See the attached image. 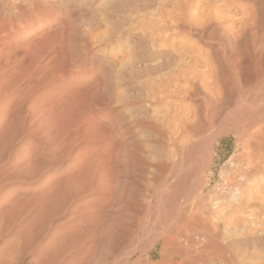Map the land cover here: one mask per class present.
<instances>
[{
  "label": "bare ground",
  "instance_id": "obj_1",
  "mask_svg": "<svg viewBox=\"0 0 264 264\" xmlns=\"http://www.w3.org/2000/svg\"><path fill=\"white\" fill-rule=\"evenodd\" d=\"M92 2L0 0V264H193L195 249L205 253L206 240L216 241L209 238L213 206L228 203L226 195L215 203L210 196L213 204L207 195L196 201L206 149L225 125L264 140V0H207L200 17L187 13L194 30L208 27L198 36L209 51L202 68V61L188 60L194 66H181L182 75L173 73L177 65L168 66L182 58L175 48H149L144 26L134 30L144 38L128 29V0L104 2L102 16L117 20L111 33L102 27L105 37L97 35ZM81 15L82 27L76 24ZM237 159L227 162L235 167L245 160ZM239 178L235 192L244 186Z\"/></svg>",
  "mask_w": 264,
  "mask_h": 264
},
{
  "label": "rangeland",
  "instance_id": "obj_2",
  "mask_svg": "<svg viewBox=\"0 0 264 264\" xmlns=\"http://www.w3.org/2000/svg\"><path fill=\"white\" fill-rule=\"evenodd\" d=\"M97 0H93V2H92V6H91V9L93 10V12H95V18H97V19H95L97 22H98V20H99V22H98V26L97 27H101V29H98L97 31H99L98 32V34L97 35H100L101 33L104 35V37L105 36H107L109 33H111V32H113L115 29L117 30V28H115L116 26H113V25H115V22L117 21L116 19H118V18H116V19H114V20H116V21H114V23L113 22H111V21H113V19L110 21V19H105V17L104 16H102V14H104L105 16H106V13H107V9H105L107 6H108V3H109V0H107V1H104V2H106L107 3V6H105L106 4L104 3V2H101L100 0V3L101 4H99L100 6H99V8H104L105 10H106V12H105V10L102 8V9H100L99 10V8H97L98 6H97V4L99 3V2H96ZM120 1V0H119ZM119 1H117L116 0V3L118 2V3H120ZM131 1V0H130ZM129 0H128V8H130V6H131V8L130 9H132L134 12H136V13H138V14H136V13H134L132 10L130 11V12H132L131 14L133 15V13L135 14L134 16L136 17H134V16H131V14H130V12H129V15H130V17H129V19H128V21H127V25H128V29L132 32V34L135 36V37H137V36H140V35H138V32L140 31V32H142V31H144V30H146V31H144V32H142V34L141 35H143V34H146L148 37V40L146 39L145 41L147 42V44L149 45H147L146 44V42H145V44L149 47V48H152L153 49V47L152 46H154V45H156V46H154V49L156 48L157 49V47H158V49H168L167 51H169V52H173V49L175 48V50L174 51H177V52H174L176 55L177 54H179V56H182V58L181 57H178V56H175V60L174 59H171L170 61H168V64L170 63L171 65H168L169 66V69H171L172 70V68L173 69H175L176 68V66L175 65H177V69H175L176 70V72H174L175 70H172L173 71V73H175L176 75H177V70H178V72L180 73L179 75H182V73L184 72H186V71H190V69H191V67L189 68V66H192V63L194 62V64L196 63V61H197V63L200 61H202L201 62V64L202 63H204V64H200V62H199V64L201 65V68L203 67V65H205L206 63V60H205V58H204V56H206L207 54H205V52H207L208 53V45H207V42L205 41V39H204V37L203 36H201V37H199L200 36V34L202 33H204V34H206L207 33V29H208V27H206V28H204L203 27V29H205V30H203V32H202V30L200 29V33H199V31L197 30H194V26H193V24L191 25L190 23V21H191V19H190V16L189 17H187V13H188V15H192V14H194L196 17L197 16H201L202 15V11H203V9L205 8L204 6H207V0H205L206 1V3H205V1L204 0H198V3H197V0H136L137 1V3L139 2V4H140V2H142V6L141 7H143V4H146V5H144V9H142L140 6H138L139 4H137V3H135V1L133 0V2H130ZM197 3L196 5H194L195 4V2ZM199 1H200V3L201 4H199ZM202 2H203V4H202ZM104 3V4H103ZM115 3V4H116ZM132 3H134V5L132 4ZM102 4H103V6H102ZM137 4V5H136ZM199 4V6H197ZM96 5V6H95ZM95 6V7H94ZM105 6V7H104ZM137 6V7H136ZM145 6H147L146 7V10H145ZM94 7V8H93ZM135 7V8H134ZM139 7V8H138ZM185 7H187V8H185ZM198 7H200V8H198ZM201 7H202V9H201ZM137 8H138V10H140L139 12L137 11ZM182 8V9H181ZM195 8V9H194ZM196 8H198V9H196ZM94 9L96 10V11H94ZM135 9V10H134ZM171 9V10H170ZM199 9H201V10H199ZM177 10V11H176ZM99 11V12H98ZM141 11H143V12H145V15L144 14H142L141 15V13H143V12H141ZM156 11V12H155ZM175 11V12H174ZM181 11H182V13H181ZM197 11H198V13L199 12H201V13H199V14H201V15H197ZM101 12H104V13H101ZM186 13V15H185V13ZM192 13V14H190V13ZM97 13V14H96ZM99 13V14H98ZM101 13V14H100ZM178 13V14H177ZM181 13V14H180ZM140 14V15H139ZM184 14V15H183ZM98 15V16H97ZM99 15H100V18H99ZM169 15V16H168ZM180 15V17H181V19H182V16L183 17H185V18H183V20H181V19H178V18H175V16H179ZM194 15L192 16L193 18H194ZM84 15H81V17L79 18V21L78 22H76V24L78 23L79 24V26L80 27H82L83 26V20H86V18H85V16L83 17ZM101 16L104 18L103 19V21L104 22H102V19H101ZM131 17H133V18H131ZM170 17V18H169ZM179 17V18H180ZM84 18V19H83ZM107 18V17H106ZM141 18H143V20L141 19ZM149 18V19H148ZM94 19H93V22H94V24L93 25H97V23H96V21H94ZM101 19V20H100ZM120 19V18H119ZM135 19V20H134ZM139 19V21H137ZM143 21H141V20ZM175 20V22L173 21V20ZM177 19V20H176ZM190 19V20H189ZM82 20V21H81ZM107 20V21H106ZM109 20V21H108ZM167 20V21H166ZM178 20H179V22H178ZM181 20V21H180ZM188 22H187V21ZM193 20V19H192ZM105 21H106V23H105ZM130 21H131V23L133 22V26L130 24ZM135 21L137 22V23H135ZM176 21H177V25L179 24V26L181 27H179L180 28V30H179V28L177 27V25H175L176 24ZM183 21L185 22V24L186 25H183L184 23H183ZM80 22V23H79ZM128 22H129V24H128ZM162 22H163V24H162ZM171 22H172V24H171ZM183 24H182V23ZM190 22V23H189ZM105 23V24H104ZM110 23V24H109ZM112 23V24H111ZM174 23V24H173ZM192 23H194V22H192ZM100 24V25H99ZM140 24V25H139ZM160 24V25H159ZM189 24V25H188ZM106 25H108L107 27V29H109L110 27L112 28V30L110 31V30H107L109 33H107V32H105L106 31ZM110 25V26H109ZM135 25V26H134ZM172 25H173V27L175 26L176 28H173L172 27ZM104 26V28L105 29H103L102 27ZM129 26H131L132 27V29H131V27L129 28ZM144 26V27H143ZM163 26V27H162ZM183 26V27H182ZM184 26L186 27L185 29H184ZM97 27H93V29H92V31L96 28L97 29ZM138 27H140V29L138 28ZM143 27V29H141ZM113 28H114V30H113ZM137 28V29H136ZM192 30H191V29ZM96 29H95V31H96ZM102 29L103 30H105L104 32L102 31ZM173 29H175V30H173ZM177 29H178V31H177ZM182 29V30H181ZM184 29V30H183ZM192 31H190V30ZM196 29V28H195ZM138 31V32H135V31ZM142 30V31H141ZM186 30H188V31H190V32H188V31H186ZM95 31H93V32H95ZM197 32V33H194V32ZM147 32V33H146ZM172 32H175V33H172ZM177 32V33H176ZM100 33V34H99ZM154 33V34H153ZM157 33H158V35H160V36H158L157 35ZM170 33H172V34H170ZM149 34V35H148ZM150 34H152V35H150ZM164 34V36L166 35V37H164V36H162ZM103 35H101V36H103ZM145 35V36H146ZM154 35V36H153ZM155 35H157V37L155 36ZM199 35V36H198ZM144 36V35H143ZM143 36H140V37H142V38H144ZM151 38H150V37ZM162 36V37H161ZM153 37H155L154 39H153ZM196 37V38H195ZM103 38V37H102ZM157 38V39H156ZM165 38V39H164ZM197 38H198V40H199V42H197L198 40H197ZM201 38V39H200ZM149 39H152V40H149ZM163 39V40H162ZM168 39V40H167ZM158 40V41H157ZM170 40H172V41H170ZM194 40H196V41H194ZM135 41H136V39H135ZM156 41V42H155ZM159 41H162V42H160V43H158ZM150 44H149V43ZM197 42V43H196ZM151 43H152V46H151ZM155 43H157V44H155ZM161 46V44H162V46L163 47H160L159 45ZM164 44V45H163ZM170 44V48H169V45ZM197 44V45H196ZM165 45H167V46H165ZM196 47H195V46ZM200 45H202V46H199ZM205 45V46H204ZM180 46V47H179ZM165 47V48H164ZM173 47V48H172ZM192 47L194 48V49H192ZM206 47V48H205ZM172 48V49H171ZM196 48V49H195ZM197 48H199V49H197ZM170 49V50H169ZM172 50V51H171ZM181 50V51H180ZM197 50V51H196ZM178 51H180V53L178 52ZM190 51H191V54H193L192 56L193 57H190ZM192 51H194V52H197V53H192ZM199 51H201V53H199ZM188 53V54H187ZM200 54V55H199ZM197 56V57H195V56ZM201 55H203V56H201ZM177 57H178V59H177ZM195 57V58H194ZM202 57V58H201ZM181 60H180V59ZM185 58V59H184ZM187 59V60H186ZM198 59V60H197ZM202 59V60H201ZM172 60H174V61H172ZM188 60L189 61H191V62H188ZM171 61H172V63H171ZM176 61H178V62H180L181 61V63L182 64H180V63H176ZM184 61H185V63H184ZM175 64H174V63ZM189 63H191V64H189ZM196 63V64H197ZM186 64H187V66H186ZM175 67H174V66ZM184 65V67L186 66L187 67V70H186V68H183V70H181L182 69V67L181 66H183ZM170 66H171V68H170ZM194 66V65H193ZM192 66V67H193ZM179 67H181V68H179ZM170 70V71H171ZM184 70H186V71H184ZM183 71V72H182ZM182 72V73H181ZM172 73V72H171ZM221 131H223V132H221ZM217 134V135H216ZM215 135H216V140H215V142H213V144H211V146H210V148L208 147L206 150V158H208L209 157V159H208V161L206 160V162H207V166L208 167H206L207 168V170H206V172H204L205 174H204V177H203V186L202 187H200L201 188V190L203 191H201L200 190V192H201V196H199V198H197L196 199V201L198 202V200H201L202 199V197H204V196H206L207 195V197H204L205 199H207V202H208V200L212 197L213 199H210L209 200V202L210 203H212L213 204V201H214V203H215V201H217V199H220L221 197H222V195L224 196V195H226V197L225 198H227V202L228 203H225V204H220L219 206H217V208H215L216 207V205L215 206H213L215 209H217L216 211H215V209L213 208V211H215L214 213L216 214L217 212H219V213H217L216 214V216H215V214L213 213V211H211L212 213H211V215H212V217H211V215H210V219H211V221H210V224H213V225H210L209 224V227L212 229V231H211V229H210V237L209 238H213V240H216V241H218L217 242V244L218 245H221V242H222V245H221V247L223 246V247H225V245H226V247L225 248H223L222 247V249H221V247L220 246H217V244L215 243L216 241H213L212 242V239H208V240H206V243H205V245H211V247L213 246L216 250H214V248L213 249H211V247L209 246L208 248L210 249V251H207V250H209L208 248H207V250H205V253H207V252H209V253H212V255L214 254V255H217L218 253H219V250H220V253L217 255L218 256V258H216L214 255V257L213 256H210L209 255V253H207V255L204 253V251H202V249H200V247H199V249H195L196 250V252H197V250H198V252H199V250H200V252L199 253H196L197 254V256H198V261H200V262H198V261H195V262H193V264H196V262H197V264L199 263V264H201L202 262H203V260H204V262H203V264L205 263V264H209L210 262V264H215V263H217V264H219V263H223V264H227L226 262H228V264H237V263H241V264H245V263H247V264H252V263H254V264H263L264 263V260H262L263 262H261V258L262 259H264L263 257H264V240H263V238H264V225L262 224V223H264V219H263V217H264V201H262L263 199H264V191H262L263 190V188L264 187H262L261 185H263L264 183V160H262L261 158H259L258 159V157L259 156H262V158L264 159V152H262V148L264 147V140H263V138L262 137H258V138H255V139H252V135L250 134V133H242V132H237L236 131V129H234V128H232V127H226V125H225V127H223L222 129L220 128L219 129V131H217V133H216ZM243 134H245V135H243ZM246 134L248 135V136H251V137H248V136H246ZM245 136V137H244ZM248 138V139H247ZM262 138V139H261ZM218 139H219V141H218ZM260 140H262L261 142H260ZM251 141V142H250ZM245 142V143H244ZM246 142L248 143V144H246ZM254 142V143H253ZM255 145V144H258L257 146H259V148L255 145L254 146V151L256 150V152H254V153H252V151H253V144ZM248 145H250V146H248ZM262 148H261V147ZM251 147V148H250ZM255 147H257V149L255 148ZM210 149V150H209ZM208 150L210 151V153L208 154ZM257 150L259 151L260 150V152H257ZM243 153V154H242ZM245 153V154H244ZM255 153H256V156H258L257 158L255 157V156H253V155H255ZM260 153V154H259ZM262 153V154H261ZM243 155V157L245 158V160L243 159L242 161H243V163H241L240 161V163L238 162V161H236L235 163H237L236 165H235V167H231L230 165H229V162H227V161H230V160H238L237 158H238V156L240 155V158H243V157H241L242 155ZM251 154H253L252 155V158H251ZM258 154V155H257ZM237 157H236V156ZM235 157V158H234ZM247 157V158H246ZM255 158H256V160H255ZM251 159V160H250ZM261 159V161H262V163H261V161H259ZM247 160V161H246ZM258 160V161H257ZM250 161H251V164H250ZM254 161H255V163H254ZM209 163V164H208ZM234 163V164H235ZM240 165H239V164ZM249 163V164H248ZM252 163H254V165L252 164ZM261 163V164H260ZM246 164V165H245ZM242 165V166H241ZM249 165V166H248ZM251 165V166H250ZM260 165V169L258 170L259 172H261V173H259L256 169H258L259 166ZM237 166H239V167H237ZM248 166V167H247ZM253 166H255V167H253ZM242 167H244V168H242ZM249 167H251V168H249ZM228 168V169H227ZM232 168H234V170L232 169ZM241 168V169H240ZM254 168H256V169H254ZM261 168H262V170L263 171H261ZM236 169H237V171H236ZM239 169V170H238ZM249 169H251L250 170V172H249ZM229 170V171H228ZM232 170V171H231ZM245 174V176H246V178H248V179H246L245 177V179L242 177L243 176V173H239V172H241V171ZM225 171V172H224ZM228 171V172H227ZM246 171H247V174H246ZM254 173H253V172ZM229 172H231V173H229ZM225 173V174H224ZM227 173V174H226ZM236 173V174H235ZM248 173H252V174H250L249 176L250 177H248L247 175H248ZM229 174V175H228ZM238 174H240V175H238ZM256 174V176H254V175ZM224 175H226L225 177H224ZM228 175V176H227ZM233 176H234V178H233ZM231 177H232V179H231ZM240 177V178H239ZM243 179H242V178ZM253 177H256L255 178V180H254V178ZM237 178H239V180H240V182L242 183V184H244V186L242 185L241 186V189L240 190H238V191H236L235 192V189L234 188H238V186H237V183L239 182V181H237L236 179ZM252 178H253V180H252ZM230 179L232 180V181H230ZM229 182H228V181ZM247 180H249L248 182H246L245 183V181H247ZM251 180V181H250ZM258 180V181H257ZM261 181V182H260ZM227 182V183H226ZM235 184H234V183ZM226 183V184H225ZM255 185H254V184ZM221 184H223V185H221ZM227 184H228V186H227ZM248 184V186H246ZM207 185V186H206ZM236 186V187H234V186ZM256 185H258V186H256ZM206 186V187H205ZM225 186V187H224ZM251 186V187H250ZM255 186V187H254ZM261 188H260V187ZM264 186V185H263ZM223 187V188H222ZM231 187V188H230ZM245 187V188H244ZM256 187H259V190H258V188H256ZM230 188V189H229ZM243 188V189H242ZM220 189V190H219ZM221 189H223L222 191H221ZM233 189V190H232ZM245 189H246V191H245ZM249 189V190H248ZM256 189H257V191H256ZM261 189V190H260ZM213 190V191H212ZM219 190V191H218ZM232 190V191H231ZM205 191V192H204ZM206 191H207V193H206ZM219 193H218V192ZM230 191V192H229ZM234 191V192H233ZM241 191H244L243 193L241 192ZM250 191V192H249ZM254 191V192H253ZM257 192V194H256V192ZM262 191V192H261ZM222 192H224V193H222ZM241 192V193H240ZM248 192V193H247ZM211 193V194H210ZM213 193V194H212ZM220 193H222L221 195H219ZM234 193L236 194V195H234ZM238 193V194H237ZM245 193V194H244ZM247 193V194H246ZM262 193V194H261ZM204 194V195H203ZM209 194V195H208ZM234 196V197H231L232 195ZM240 194V195H239ZM256 194V195H255ZM259 194V195H258ZM261 194V195H260ZM237 195H239V196H237ZM211 196V197H210ZM219 196H220V198H219ZM235 196H236V198H235ZM242 196V197H241ZM259 196H263V197H261V199H258V198H260ZM201 197V198H200ZM230 197H231V199H230ZM240 197V198H239ZM243 197H245V198H243ZM256 197H257V199H256ZM216 198V199H215ZM243 198V199H242ZM247 199V200H249V201H245V200ZM258 200V201H256V200ZM213 200V201H212ZM230 200V201H229ZM238 200V201H237ZM242 201V202H239V201ZM244 200V201H243ZM255 200V201H254ZM233 201H235V202H233ZM252 203H251V202ZM261 201V202H260ZM239 204H238V203ZM246 202V203H245ZM230 203V204H229ZM249 204V208H248V204ZM256 203H258V204H256ZM260 203H262V204H260ZM232 204V205H231ZM247 204V206H245ZM258 205V206H256V205ZM228 205V206H227ZM230 205V206H229ZM238 205V206H237ZM240 205H241V207H240ZM242 205H244V206H242ZM254 205H255V207H259L258 209L257 208H255L254 207ZM263 207H262V206ZM226 206L228 207V209L226 208ZM231 206H233L232 208H231ZM235 206H236V208H235ZM252 206V207H251ZM261 206V207H260ZM221 207V208H220ZM243 207V208H242ZM223 208V209H222ZM225 208V209H224ZM229 208H230V211H229ZM235 208V209H234ZM242 208V209H241ZM248 208V209H247ZM254 210H253V209ZM222 209V210H221ZM228 210V212H227V210ZM240 209V210H239ZM245 210V212L247 213H245L244 212V210ZM263 209V210H262ZM224 210V211H223ZM256 210H257V212L258 211H262V212H258L257 214L255 213L256 212ZM220 211H222V213L223 214H221V212ZM227 213H226V212ZM233 211H234V213H233ZM238 213H237V212ZM250 211V212H249ZM224 212H225V214H226V216L227 215H229V214H232V216H228V218L227 219H225L226 218V216L224 215ZM241 212V213H240ZM214 214V215H213ZM221 214V218L222 219H220L219 220V215ZM234 214H237V216L236 215H234ZM240 214H241V216H240ZM251 216H250V215ZM260 214V215H259ZM239 215V216H238ZM244 215H246V216H244ZM247 215H248V218H247ZM225 216V217H224ZM244 218H243V217ZM250 216V217H249ZM256 216V217H255ZM216 217V218H215ZM218 217V218H217ZM243 219H245V220H242V218ZM252 217V218H251ZM254 217V218H253ZM258 217V218H257ZM259 217H260V219H259ZM215 218V219H214ZM230 218V219H229ZM225 219V220H224ZM239 219H240V221L242 220V223L239 221ZM248 219H249V221H248ZM252 220V222H251V220ZM253 219H256V220H253ZM257 219H259V220H257ZM221 220H223V221H221ZM230 220V221H229ZM235 220H237L239 223H240V225L241 224H243L244 222L245 223H247L246 225L248 226V225H250V223H252V225H250L249 227H246V225H245V223L243 224V225H245L244 227L242 226V228H243V230H241V226L239 225V223L237 222V221H235ZM263 220V221H262ZM217 221V222H216ZM225 221V223H227V224H225V223H223ZM256 221V222H255ZM262 224H256V223H259V222ZM212 222V223H211ZM229 222V223H228ZM232 222V223H231ZM249 222V223H248ZM217 223V224H216ZM230 223H231V225H230ZM236 224V225H234V224ZM215 224V225H214ZM225 225V226H224ZM226 225H227V228H230V229H226ZM257 225H260V227L257 229V231H256V226ZM224 227V228H223ZM236 227H238L237 229H239V231H237L236 232V230L234 231V233L233 234H235V235H233L232 234V230H234ZM261 227H263V228H261ZM231 228H234V229H232L231 230ZM248 228V229H247ZM250 228V229H249ZM254 228V229H253ZM260 228H261V230H260ZM214 229V230H213ZM223 229H224V231H223ZM247 229V230H246ZM197 230V234H202L201 232V229L200 228H197L196 229ZM251 230V231H250ZM217 231H218V236H216L217 235ZM228 231V232H227ZM241 231V232H240ZM253 231H255L254 233H253ZM200 232V233H199ZM220 232V233H219ZM224 232V233H223ZM227 232V233H226ZM245 232V233H244ZM251 232V233H250ZM258 232V233H257ZM260 232L262 233L263 232V235H261L260 234ZM221 233H223V234H225V235H223V234H221ZM231 233V234H230ZM238 233V234H237ZM240 233V234H239ZM247 233V234H246ZM223 235V236H219V235ZM227 234V235H226ZM228 234H230V235H228ZM241 234H243V235H241ZM248 234H249V236H248ZM236 235H238V236H240V237H238V236H236ZM228 236H230L233 240H236V241H233L230 237H228ZM225 237H227V238H225ZM236 237H238V238H236ZM242 237V238H241ZM243 237L244 238H246V239H243ZM258 237V238H257ZM224 238V239H223ZM230 239L228 242H225L226 241V239ZM236 238V239H235ZM239 238H240V240H239ZM249 238V239H248ZM251 238V239H250ZM253 238H254V241H253ZM224 241H223V240ZM259 239V240H258ZM242 240V241H241ZM221 241V242H220ZM232 241V242H231ZM247 241H249V242H247ZM252 241V242H251ZM205 242V241H204ZM209 242V243H208ZM244 242V243H243ZM212 243V244H211ZM213 243H215V244H213ZM224 243H226V244H224ZM229 243V244H228ZM233 243V244H232ZM236 243V244H235ZM228 244V245H227ZM237 244H239V245H237ZM207 245V246H208ZM229 245H231V246H233V247H231L230 248V246ZM249 245H250V247H249ZM217 248H216V247ZM237 246H239V247H237ZM245 246H246V248H245ZM202 247V246H201ZM235 247V248H234ZM237 247V248H236ZM226 248H228L227 250H226ZM234 249V252H233V249ZM257 248H261L260 250L259 249H257ZM235 249L237 250V252L235 251ZM251 249V250H250ZM254 249V250H253ZM224 250V254H222V251ZM228 250H232V251H228ZM247 250H248V253H247ZM259 250V251H258ZM263 250V251H262ZM207 251V252H206ZM225 251H228L229 253H225ZM250 251V252H249ZM233 253V255L231 256V254ZM246 252V253H245ZM262 252H263V255H262ZM202 253H204V254H202ZM235 253H236V256H237V258L235 257ZM222 254V255H221ZM232 257H230L229 255ZM248 255V256H246V255ZM158 255V252L157 251H154L153 253H152V256H157ZM203 255V256H202ZM210 257H209V256ZM244 255H245V257H244ZM200 256V257H199ZM205 256V257H204ZM206 256H208L209 257V259H211V260H206L208 257H206ZM223 256V257H222ZM225 256H226V258H225ZM230 258H229V257ZM239 256V257H238ZM241 256H243V258L241 257ZM211 257H213V258H211ZM221 258V260H220V258ZM204 258V259H203ZM215 258L218 260V262L217 261H215ZM235 258L237 259V260H235ZM249 260H248V259ZM258 258H259V261H257L258 260ZM228 259H230V262H229V260ZM234 259V260H233ZM251 259V260H250ZM202 260V261H201ZM219 260H220V262H219ZM227 260V261H226ZM243 261V263H242V261ZM214 261V262H213ZM224 261V262H223ZM232 261V262H231ZM238 261V262H237ZM239 261H241V262H239ZM252 261V262H251ZM257 262V263H256ZM259 262H261V263H259ZM221 263V264H222Z\"/></svg>",
  "mask_w": 264,
  "mask_h": 264
}]
</instances>
